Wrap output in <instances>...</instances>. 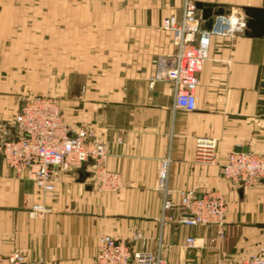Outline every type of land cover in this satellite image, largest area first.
<instances>
[{
    "label": "crops",
    "instance_id": "obj_1",
    "mask_svg": "<svg viewBox=\"0 0 264 264\" xmlns=\"http://www.w3.org/2000/svg\"><path fill=\"white\" fill-rule=\"evenodd\" d=\"M193 1L225 14L264 10V0ZM184 2L0 0V141L18 137L14 119L28 94H59L69 125L93 129L105 145L106 171L121 189L101 193L87 164L58 171L54 193L44 198L0 156V255L21 253L28 264H93L103 234L125 239L138 251L140 244L132 239L140 231L149 250L161 238L170 264L204 262L182 246L192 237L215 249L216 228L176 222L161 227L165 195L158 186L164 163L175 204L182 192L216 191L225 198L219 262L230 264L264 248V181L244 189L220 172L238 148L264 154V30L214 36L199 75L196 110L177 109L173 86L150 89L148 80L156 71L153 60L175 52L162 22L181 18ZM106 60L110 67L101 69ZM85 62L99 63L94 71L75 73L83 79L72 88L70 63ZM198 138L216 141L215 164L196 163ZM37 204L50 211L32 216L29 210ZM168 214L180 218L177 211ZM210 258L216 263L217 257Z\"/></svg>",
    "mask_w": 264,
    "mask_h": 264
},
{
    "label": "built area",
    "instance_id": "obj_2",
    "mask_svg": "<svg viewBox=\"0 0 264 264\" xmlns=\"http://www.w3.org/2000/svg\"><path fill=\"white\" fill-rule=\"evenodd\" d=\"M162 30L172 37L175 52L153 61L155 73L148 86L154 89L159 83H169L174 88L175 108L192 112L196 110V90L199 75L209 60L211 40L214 36L233 37L247 30V17L243 12H232L217 16L210 31L203 21L193 0H186L181 18L169 16L162 22ZM85 93V88L82 94ZM18 137L0 141V156L9 169L17 175L32 180L43 196H51L58 180L57 172L69 173L90 165L95 186L101 190L119 188L116 176L106 171L107 150L96 140L93 129L70 127L62 117L54 100L44 97L28 100L14 119ZM195 161L200 165L217 162V143L214 139L198 138ZM221 175L232 184L244 189L257 186L264 181V154L254 151L231 152L220 168ZM168 163L160 172L158 189L164 193V216L177 211L179 224L187 227L216 228L220 240L225 237L228 206L225 198L216 191L197 195L182 192L180 203L171 200L173 192L168 188ZM46 213L43 206L33 207L32 216ZM186 250L205 248L204 239L188 238ZM0 264H28L25 255L14 253L0 255ZM93 264H168L161 252L135 251L126 242L111 235L100 238L98 252ZM230 264H264V248Z\"/></svg>",
    "mask_w": 264,
    "mask_h": 264
},
{
    "label": "rangeland",
    "instance_id": "obj_3",
    "mask_svg": "<svg viewBox=\"0 0 264 264\" xmlns=\"http://www.w3.org/2000/svg\"><path fill=\"white\" fill-rule=\"evenodd\" d=\"M186 1V0H185ZM185 3V2H184ZM184 6V5H183ZM154 61V60H153ZM76 63V62H75ZM94 63H99V62H94ZM94 63H91V62H85L83 64H79V66H75L76 64H72L70 63V78H69V81H70V85H72L73 87L72 88H76V84L78 81H80V83H82V79L83 77H77L75 76V73L77 74L78 72H89V70L91 68H94L92 71L96 70L97 69V65H95ZM109 63H112V62H108V60L106 61H102L100 62V68L101 69H108L109 66ZM121 63H125V62H121ZM153 63V62H152ZM82 65V66H80ZM80 67V68H79ZM80 70V71H79ZM85 88V87H84ZM82 87V90L84 89ZM85 94V93H84ZM84 94H81V98H83ZM69 95L71 96H76L77 94H75L74 92L70 93ZM40 97H44V98H47L49 100H54L57 102V105L59 106L60 110H61V106H60V95L59 94H55V95H51V94H28L22 104V106L24 105L25 102H27L28 100H32V99H37V98H40ZM21 106V108H22ZM21 108H20V111H21ZM19 111V112H20ZM61 113H62V110H61ZM19 114V113H18ZM17 114V115H18ZM62 117H63V120L69 125V123L66 121V119L64 118L63 116V113H62ZM70 126V125H69ZM72 127V126H70ZM73 129H76V127H72ZM98 189V188H97ZM101 193H119L121 191L120 188L118 189H114V190H101V189H98ZM42 195V194H41ZM43 196V195H42ZM44 198H47V197H51V196H43ZM38 205H41L44 207L46 213L49 212V208H47V206L45 204H37V205H34V206H38ZM33 206V207H34ZM33 207L29 210L30 213L33 212ZM168 216H173L175 218L174 215H170V214H167ZM176 219V218H175ZM178 223L176 220H169V219H164L162 218V221H161V227H165L169 224H172V223ZM104 235H109V234H103L102 236ZM101 236V237H102ZM112 236V235H111ZM114 237V236H113ZM116 238V237H114ZM118 239L119 241H124L126 242L128 245L129 243L125 240V239H122V238H116ZM217 241L216 242H213V246L215 249H211L210 247L207 248V245H205V248L202 249V250H197V249H194V250H186L185 248V243L183 244L182 246V249L184 251L187 252V254H193V256L196 258V260H199V259H203L204 262H201L199 264H211V262H209V260L211 259L210 257L213 256V257H217L216 258V263H213V264H223L222 262H219L220 261V244L219 242H221V240L218 238L217 234H216V238H215ZM158 243H157V246H156V249L154 250H149L147 248V238L143 235L142 232L140 231H137L134 233V236H133V243H139L140 244V249L138 251H150V252H161L162 253V256L163 258L167 261L168 264L169 263V259H168V254L166 252V249L163 245V243L161 242V238L158 239ZM130 246V245H129ZM131 247V246H130ZM201 257V258H200ZM210 258V259H208ZM94 262V261H93ZM177 264H190V263H177ZM192 264H197V263H192Z\"/></svg>",
    "mask_w": 264,
    "mask_h": 264
},
{
    "label": "water",
    "instance_id": "obj_4",
    "mask_svg": "<svg viewBox=\"0 0 264 264\" xmlns=\"http://www.w3.org/2000/svg\"><path fill=\"white\" fill-rule=\"evenodd\" d=\"M197 10L201 13V19L205 23L207 31H210L213 25V20L217 16L224 15L223 9L215 10L214 6L204 3H196ZM245 16L249 19L247 23V29L255 30L259 29L262 33L264 30V10L255 8H245L243 10ZM235 152L248 153V148H238Z\"/></svg>",
    "mask_w": 264,
    "mask_h": 264
}]
</instances>
